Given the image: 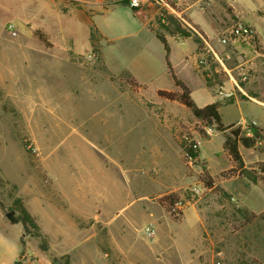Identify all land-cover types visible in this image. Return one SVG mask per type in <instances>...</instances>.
<instances>
[{
    "label": "rangeland",
    "instance_id": "374dc122",
    "mask_svg": "<svg viewBox=\"0 0 264 264\" xmlns=\"http://www.w3.org/2000/svg\"><path fill=\"white\" fill-rule=\"evenodd\" d=\"M123 11L95 17L101 39L78 3L0 0V264H263L264 218L245 224L248 213L220 184L207 190L199 181L202 165L212 176L224 167L223 135L197 139L203 160L184 159V141L201 126L184 106L157 95L177 91L159 39L117 37ZM256 28L264 36V22ZM232 41L247 45L215 46L231 77L214 62L211 79L195 65L205 86L190 81L192 99L199 107L210 98L230 103L219 109L224 124L241 117L264 124L254 104H264V47L254 75L239 55L228 58ZM166 43L173 72L191 80L181 57L194 52V42ZM130 68L147 85H133L123 70ZM231 80L244 91L235 90V102L217 95L216 85L228 91ZM261 142L256 153L264 152ZM256 167L263 178L264 162ZM246 181L222 186L262 212L264 183L248 193ZM172 194L180 200L174 218L161 202ZM23 209L35 228L6 217Z\"/></svg>",
    "mask_w": 264,
    "mask_h": 264
},
{
    "label": "crops",
    "instance_id": "0c3cea01",
    "mask_svg": "<svg viewBox=\"0 0 264 264\" xmlns=\"http://www.w3.org/2000/svg\"><path fill=\"white\" fill-rule=\"evenodd\" d=\"M67 1L78 3V6H80L83 10L90 11V17L88 18V22H90L89 25L93 27V29L100 36L101 39L103 35L98 29L95 17H97V15L102 16L103 14H106L110 11L112 12V10L118 8V6L124 10L122 14L126 17V21H124L123 24L125 28L119 30L118 32L117 37L119 38L129 39L143 35L145 37L151 36L157 39L155 34L156 32H161L159 31V27L161 28V24L167 25L166 20L162 21L157 16L155 8L143 6L139 10H133L125 2L127 0ZM176 14L177 17H173L178 20V23L180 24L181 28L188 33V36L173 35L165 32L164 30L161 33L163 34L165 40L166 37H178L180 39H191L195 44V49L193 53L189 54L188 56L182 55L181 57V60H183V62L189 66V72L191 74L189 77L192 76L194 79L190 78L191 80H186L182 76L181 78L177 73H174L189 88L191 94L193 88H191V86L189 85L190 81L194 82L192 83V85L197 89H200L202 85L205 86L203 77L198 73V71H195L194 67L196 65V57L198 54V48L195 42L197 34H200L201 36L205 37L215 49V46H220L218 43V35L224 33L227 28H229L234 22L239 21L244 25L252 27L256 32L255 37L253 39L243 40V42H245V44L249 45L250 47H248L247 45L243 47L237 44L238 42L232 41L230 45L231 50L227 56L229 58L230 53L239 55V57L242 59L243 64L246 66V68L254 72V75L257 71L260 70V66L263 60L261 59L263 52L260 51V48H262V46L264 47V36L261 34V30L258 31L256 27L258 22H264V0H178L176 4ZM123 70H126L139 85H147V81L141 80V78H139L140 74L136 70H133L132 68H130L129 71L127 69ZM257 79L258 77L256 78V80ZM226 86L229 87L230 85L226 84ZM234 96H236V93L234 94ZM234 98L235 100L233 102L237 101V98ZM208 101H211L212 103H220L219 109L224 105L230 104H223L218 100H211V98L207 100V102ZM254 104L259 107V109L264 115V104ZM242 118L245 117H241L240 120ZM240 120L233 121L230 124H238ZM251 120L256 122V125L260 129L264 130V124H260L258 119L251 118ZM221 122L223 123L222 119ZM223 125L229 124L223 123ZM255 149L256 147L246 149L241 144H239L238 150L243 162V168L246 171L240 176H233L230 178H223L221 176L222 172L231 168V162L229 158L224 154V152L223 154L225 164L218 175L212 176L209 173L206 164L204 165V167L207 173L213 178L215 186L216 184H220L223 191L227 195H229V197L237 201L239 206L243 208V210L247 211V213L258 215L264 212V210L262 212L251 210V208L247 206L245 198L243 200L235 198L222 186V183L227 180L229 181L232 179L235 180L246 178V182L248 184V193H250L256 185L264 183V177L258 178L257 174H260V172L257 170L256 167L258 163L264 162V152L256 153ZM198 159L203 160L200 158L199 155ZM250 173L254 175H251ZM262 175L264 176L263 173ZM247 196L248 194H246V197Z\"/></svg>",
    "mask_w": 264,
    "mask_h": 264
},
{
    "label": "trees",
    "instance_id": "16d2710c",
    "mask_svg": "<svg viewBox=\"0 0 264 264\" xmlns=\"http://www.w3.org/2000/svg\"><path fill=\"white\" fill-rule=\"evenodd\" d=\"M125 2L127 3V1ZM165 20L167 22V25L161 24L162 30L173 35L188 36V33L181 28L176 18H174L173 16H167ZM94 32L96 33L95 30ZM36 34L43 43L47 44V38L45 37V35H42L39 31H36ZM155 35L165 49L166 64L168 67L169 76L173 83V86L177 89V91L175 92L158 90L157 95L161 98H165L170 101H176L182 106H184L201 126V128L196 131L197 134L195 137L188 135V138L184 141L182 145L184 159L186 161L191 160L195 161L196 163L198 162L199 146L196 144V141L197 139L208 137L206 129L209 128L223 135L224 140L222 143V150L231 162V168L222 172L221 176L223 178H230L233 176L242 175L246 171L243 168V162L238 150V146L239 144H241L246 149L255 148L258 141H264V130L260 129L258 126L253 125L248 128V131L242 129V127L238 124L223 125L219 114L220 103L218 102L210 103L203 107L197 106L191 98V92L189 88L174 74L173 69L168 62L167 57L169 53V47L166 43L163 34L161 32H156ZM93 37L94 35L91 31V42L94 39ZM195 42L197 44V48H200V42L197 37L195 39ZM94 54L97 57L96 52ZM125 73L131 78V82L133 83V85H139L128 72ZM247 132L250 133L251 136H247ZM201 168L202 172L199 175L200 183H202L203 187L207 190L217 191V187L214 184L215 182L213 178L207 173L204 165H202ZM259 169L264 174V168L259 167ZM161 202L167 203L166 211L174 218L176 215V207L180 203L179 198L174 194L167 195L165 197H162ZM242 213L243 216L247 215V211L245 210ZM263 218L264 212L258 215L248 213V216L245 217L244 223L250 224L252 220ZM16 221L20 222L26 230L30 226L33 228L36 227L32 218L24 209L21 211V215L16 217ZM41 248L43 251L47 249L45 245H41ZM14 264H20V262L17 261Z\"/></svg>",
    "mask_w": 264,
    "mask_h": 264
},
{
    "label": "built area",
    "instance_id": "2783aa9c",
    "mask_svg": "<svg viewBox=\"0 0 264 264\" xmlns=\"http://www.w3.org/2000/svg\"><path fill=\"white\" fill-rule=\"evenodd\" d=\"M178 0H127V5L134 10H139L143 6H148L156 9L157 16L163 21L166 19L167 16H174L177 17L176 14V4ZM256 35L255 30L243 23L237 21L234 22L225 33L218 39V43L220 46H225L231 40H249L253 39ZM197 38L200 42L199 52L196 57V67L199 71L205 75L207 78L211 79L213 77V71L211 69V63H216L222 70L229 76L227 69L223 64L222 58L218 55L215 51L211 43L200 34H197ZM217 69V68H216ZM215 69V70H216ZM231 77V76H229ZM247 80L246 75H242L240 82H244ZM232 81V86L230 90L225 91L222 86L217 87V95L220 96L222 99L233 98L235 94V90H238L240 93L244 94L242 87L235 81ZM245 131H248V128L253 125L257 126L256 122L248 121L245 118H242L238 123ZM212 129H206V133L212 132ZM247 136H251L250 133L247 132ZM196 144L199 145L200 141H196ZM262 144L261 141H258L256 144L260 146ZM191 161V160H189ZM178 207V206H177ZM176 207V208H177ZM177 210V209H176ZM143 234L146 238H152L154 236V231L150 227H146L143 230Z\"/></svg>",
    "mask_w": 264,
    "mask_h": 264
},
{
    "label": "water",
    "instance_id": "95a60500",
    "mask_svg": "<svg viewBox=\"0 0 264 264\" xmlns=\"http://www.w3.org/2000/svg\"><path fill=\"white\" fill-rule=\"evenodd\" d=\"M12 214H13V211H10V212L6 213V217L9 219V221L15 223L16 222V219L12 217Z\"/></svg>",
    "mask_w": 264,
    "mask_h": 264
}]
</instances>
